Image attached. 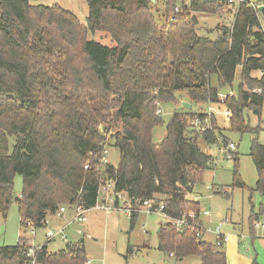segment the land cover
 Returning a JSON list of instances; mask_svg holds the SVG:
<instances>
[{
  "label": "trees",
  "instance_id": "1",
  "mask_svg": "<svg viewBox=\"0 0 264 264\" xmlns=\"http://www.w3.org/2000/svg\"><path fill=\"white\" fill-rule=\"evenodd\" d=\"M33 1L0 0V214L5 217L15 201L21 228L44 227L61 206L94 207L100 187L110 182L125 198L124 206L155 198L169 217L196 214L194 229H177L169 222L160 226L158 248L168 256L227 264L223 246L197 235L200 205L189 196L204 171L214 167L212 155L198 141L225 147L230 139L218 136L215 115L211 129L194 128L191 121L206 113L183 105L171 114L160 141H153L152 131L163 124L158 105L174 100L176 92L185 93L191 105H220L211 76L220 86H231L239 68L238 90L222 104L231 112L228 130L251 135L254 190L261 203L249 216L250 227L264 218V143L258 141L263 129L251 127L245 116L249 110L261 121L264 6L228 8L224 0H183L169 21L179 0H165L162 10H153L151 0H86L83 24L58 4ZM200 12H224L230 20L216 25L218 35L212 39L197 33L195 13ZM94 32L112 43L90 39ZM256 71L259 76L252 75ZM107 147L117 149L116 165L102 162ZM231 159L230 187L247 188L235 152ZM16 174L22 178L18 197ZM214 193L230 195L228 189ZM137 214L130 213L131 223ZM52 240L33 247L20 235L15 245L0 246V264H31L29 249L34 264H88L81 242L52 253Z\"/></svg>",
  "mask_w": 264,
  "mask_h": 264
},
{
  "label": "rangeland",
  "instance_id": "2",
  "mask_svg": "<svg viewBox=\"0 0 264 264\" xmlns=\"http://www.w3.org/2000/svg\"><path fill=\"white\" fill-rule=\"evenodd\" d=\"M164 2L165 0H155L153 10H162ZM32 3L43 5L58 4L73 12L83 24H85V18L88 14L86 0H36ZM154 14L158 13L155 12ZM195 16L198 21L197 33L212 39L218 35V31L215 29L216 25L226 24L230 20L229 15L224 12L220 15L217 13L200 12L195 13ZM210 29L211 31L209 32L208 30ZM89 38L103 44L112 43L110 38L101 32L89 33ZM252 75L259 76L260 74L257 75L253 72ZM210 80L211 85L217 87L221 94L233 91L234 95L238 90L237 84L239 79L236 76L231 86H220L214 75L211 76ZM182 102H189L188 97L185 93L176 92L174 100H169L158 105L157 108L161 110V114L159 115H161L163 124L154 127L152 131L153 141L158 142L163 138L166 122L174 111L183 108ZM220 105L196 102L192 104L191 108L197 112H206L209 108L214 110L212 115L215 114L217 118L214 117L215 124L221 131L218 136L225 135L235 145V153L238 158V173L247 188L230 187L232 184L234 160L226 158L225 152L221 150L222 145H207L200 139L198 144L201 150L212 155L214 159V167L205 170L202 181L193 187V192L198 197L201 210H210L212 213L209 217L201 214L204 227L206 228V233L202 239L212 243L214 235L210 232V229L215 227L219 222H223L221 229L228 234L231 233L239 241L237 247H239L241 261L242 259L244 260L242 257L244 256L251 261L247 264H264L262 231L257 230L254 232V238L249 234V216L251 212L258 211L259 202H261L259 194L254 190L257 174L249 155L251 135L248 132L238 133L228 130L229 121H224V118L227 119V117L223 115L222 109L225 106L222 104L221 99ZM245 116L251 127L257 125L262 127L263 130L258 133V141L264 143V102L260 115L261 121L249 110L245 111ZM108 136L107 134L106 137L109 142ZM12 142L13 140L10 139V144ZM107 149L109 162L116 165L119 158L117 149L114 147H107ZM21 187V175L16 174L13 182V191L16 197L19 196ZM219 188L228 189L230 191L229 197L214 193ZM72 216L73 214L67 211L61 218L53 220L44 227L33 229L34 231L31 233V228H27L26 230L20 227L17 203L13 201L6 216L4 217L0 214V246L15 245L18 237L23 235L29 239L31 246L37 247L45 242L47 227L56 230L66 224ZM85 217L86 222H71L66 225L63 230L66 240L61 239L59 235L56 236L48 243V251L54 253L64 248L67 243L81 242L89 264H200L199 257L190 256L179 261L173 257L169 258L165 252L158 248L157 229L166 221L160 213L146 214L140 212L133 223L130 222L127 211L122 209L111 212L90 209L86 212ZM259 219L260 221H264L260 216ZM231 222L241 225V230L237 227L233 228ZM129 249L131 250L129 251Z\"/></svg>",
  "mask_w": 264,
  "mask_h": 264
},
{
  "label": "built area",
  "instance_id": "3",
  "mask_svg": "<svg viewBox=\"0 0 264 264\" xmlns=\"http://www.w3.org/2000/svg\"><path fill=\"white\" fill-rule=\"evenodd\" d=\"M183 0H179L178 4L175 5L173 14L169 17V21H173L175 19V15L179 13L180 11V2ZM189 1V0H184ZM226 6L228 8L237 7L240 4H246L248 6H251L253 9L261 8L264 6V0H224ZM255 92L259 93L260 89H255ZM232 93H229L228 96H231ZM224 98L221 99L223 102ZM212 108H209L205 113V117L203 119H200L198 117L194 118L191 121V125L200 131H205L211 129V114H212ZM223 112L225 115L230 116V110L226 107L223 109ZM156 114H161L160 108L156 109ZM222 151L225 152L226 158L231 159L233 156V153L236 151V147L232 142H229L225 147H221ZM220 149V148H219ZM102 162L107 163V151H104ZM87 169V166L84 167ZM106 183V182H105ZM112 183H106L105 185L100 187L99 190V199L98 202L95 204L94 207L91 209H96L98 211H105V212H111L114 210L122 209L127 211L128 215L132 212H146V213H160L164 218L165 222H169L171 225H173L177 229H194L196 226L194 225L196 222V214L192 211L187 213H182L179 217H169L163 213V204L157 203L155 198L147 199L142 201L140 204L136 206H131L128 204L127 206H124L125 198H123L122 193H115L112 190ZM115 198L118 199V203H115ZM90 209H85L81 204H75L74 206H61L59 207L56 216H61L67 211H70L73 216L72 218L64 224L62 227L54 230L53 228L47 227L45 231V238L46 240L54 239L56 236H60L61 239L65 240V236L63 234V230L71 222H79L83 223L86 222L85 214ZM210 210H202V215H210ZM200 213L197 216V220L200 222ZM49 221L46 219L45 226L48 225ZM223 222H219L217 225H215L213 234H214V241L213 244L216 247H221L226 245L227 241L229 240V235L222 231L221 226ZM31 228V225H30ZM252 228L257 230H261L264 233V221H260V219H255L252 222ZM199 232H197V235L203 234L202 230L204 231L203 224L201 223L198 226ZM33 228H31V233H33ZM29 256L32 257L31 264H34V253L33 249H29L28 252ZM88 263V262H87Z\"/></svg>",
  "mask_w": 264,
  "mask_h": 264
},
{
  "label": "crops",
  "instance_id": "4",
  "mask_svg": "<svg viewBox=\"0 0 264 264\" xmlns=\"http://www.w3.org/2000/svg\"><path fill=\"white\" fill-rule=\"evenodd\" d=\"M236 72H237V74H236V77L238 78L239 77V72H240V69L239 68H237L236 69ZM257 75L258 74H260L258 71H256L255 72ZM219 91V90H218ZM229 93H234L233 91H230ZM229 93H227V94H221L220 92H219V97H220V99H222V98H225ZM190 107H192V105H191V103H190ZM217 109H219V108H217ZM222 112H223V109H222ZM212 113H214V110L212 111ZM224 113V112H223ZM212 115V114H211ZM215 115V114H214ZM223 115H225V114H223ZM226 117H227V119L226 118H224V121H229V116L228 115H226ZM215 118H216V116H215ZM217 119V118H216ZM224 121H222V122H224ZM194 189V188H193ZM192 200H194V201H196V202H198L199 203V200H198V197H197V195L196 194H194V192H193V190H192V193H191V195L189 196ZM261 202H259V204H260ZM204 210H206V209H204ZM143 212V211H142ZM211 212V211H210ZM138 213H140V212H138ZM144 213H146V212H144ZM199 213H200V215H199V217H200V222L203 224V221H202V218H201V213H202V210H201V208H200V211H199ZM255 213V212H254ZM146 214H155V213H146ZM211 214L212 213H210V215H204L205 217H209V216H211ZM63 216V215H62ZM62 216H56V215H51V216H48L47 217V220L49 221V223L50 222H52L53 220H57V218H61ZM263 220H264V218L262 217V216H260ZM129 219H130V215H129ZM166 223V222H165ZM231 225L233 226V228H235V227H237L239 230H241V225H239L238 223H232L231 222ZM161 226V225H160ZM160 226L158 227V229H157V232H158V230H159V228H160ZM222 226H223V224H222ZM203 228H204V231H203V234H202V237H203V235L206 233V228L204 227V224H203ZM214 228V227H213ZM212 228V229H213ZM212 229H210L211 231L210 232H212L213 233V230ZM223 231V230H222ZM223 232H225V231H223ZM254 232H256V230L255 229H253L252 228V225H251V227H250V223H249V234L250 235H252L251 237L252 238H254L255 236H253V235H255L254 234ZM226 233V232H225ZM230 233V232H229ZM228 234V233H227ZM262 236H261V238L264 240V233L262 232ZM214 235V234H213ZM229 235V240L227 241V243H226V245H224L223 247H221L222 249H223V251L225 252V254H226V261H227V264H247L248 262H251L250 261V259L249 258H246V257H244V256H242L243 258H244V260L242 259V261H241V258H240V251H239V247H237V244L239 243V241L235 238V236L233 235H231V233L230 234H228ZM203 240V239H202ZM214 241V240H213ZM213 241H211L212 243H213ZM207 242H209V241H207ZM168 256V255H167ZM169 258L170 257H172V256H168ZM185 258H187V257H185ZM185 258H183V259H185ZM183 259H180L179 261H181V260H183ZM87 261H88V264H89V260L87 259ZM199 262H200V259H199ZM253 263H254V261H253Z\"/></svg>",
  "mask_w": 264,
  "mask_h": 264
},
{
  "label": "water",
  "instance_id": "5",
  "mask_svg": "<svg viewBox=\"0 0 264 264\" xmlns=\"http://www.w3.org/2000/svg\"><path fill=\"white\" fill-rule=\"evenodd\" d=\"M152 3H155V0H151ZM261 9V8H260ZM182 105L186 108H190V103L189 102H182Z\"/></svg>",
  "mask_w": 264,
  "mask_h": 264
}]
</instances>
